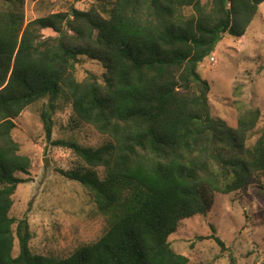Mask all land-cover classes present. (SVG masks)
Returning <instances> with one entry per match:
<instances>
[{
    "label": "trees",
    "instance_id": "1",
    "mask_svg": "<svg viewBox=\"0 0 264 264\" xmlns=\"http://www.w3.org/2000/svg\"><path fill=\"white\" fill-rule=\"evenodd\" d=\"M263 3L92 0L24 24L22 3L0 0V264H188L169 243L179 223L206 217L216 195L264 184V132L252 141L259 112L240 111L234 128L212 117L210 85L198 74ZM80 57L103 66L101 82L77 79ZM60 100L71 106V130L91 126L102 144L51 141ZM39 103L46 142L79 162L61 174L88 191L105 220L99 239L64 258L33 254L27 220L10 217L31 167L13 140L15 120Z\"/></svg>",
    "mask_w": 264,
    "mask_h": 264
},
{
    "label": "rangeland",
    "instance_id": "2",
    "mask_svg": "<svg viewBox=\"0 0 264 264\" xmlns=\"http://www.w3.org/2000/svg\"><path fill=\"white\" fill-rule=\"evenodd\" d=\"M16 1L22 3L24 24L71 6L86 10L92 2ZM42 34L54 36L50 30ZM104 72L99 62L80 57L75 75L82 81L87 74H93L101 82ZM198 74L210 85L212 117L234 128L240 111L257 110L259 121L252 141L264 132V3L246 33L238 39L225 35L198 66ZM41 107V103L29 107L15 120L13 140L20 154L30 159L31 167L28 175H20L25 183L18 185L12 197L10 217L27 220L33 254L64 258L77 247L99 239L105 220L96 212L88 191L61 174L79 162L70 150L46 142L39 116ZM71 114L70 104L60 100L52 116L51 141L70 140L83 147L103 143L105 137L91 126L71 130ZM260 184L254 181L238 192L216 195L206 217L181 221L169 237L174 252L185 256L188 264H264V184ZM16 254L17 245L13 252Z\"/></svg>",
    "mask_w": 264,
    "mask_h": 264
},
{
    "label": "water",
    "instance_id": "3",
    "mask_svg": "<svg viewBox=\"0 0 264 264\" xmlns=\"http://www.w3.org/2000/svg\"><path fill=\"white\" fill-rule=\"evenodd\" d=\"M46 164V163H45Z\"/></svg>",
    "mask_w": 264,
    "mask_h": 264
}]
</instances>
